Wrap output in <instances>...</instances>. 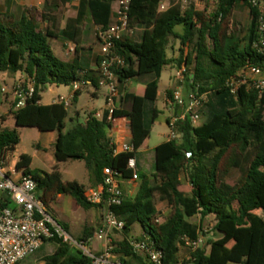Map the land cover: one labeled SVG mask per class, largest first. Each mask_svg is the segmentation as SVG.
<instances>
[{"label":"trees","instance_id":"trees-1","mask_svg":"<svg viewBox=\"0 0 264 264\" xmlns=\"http://www.w3.org/2000/svg\"><path fill=\"white\" fill-rule=\"evenodd\" d=\"M70 1L44 0L41 12L25 8L19 13H0V72H20L34 82L33 96L12 111L15 125L57 131L53 145L56 161L82 160L95 184L101 182L105 166L116 170L120 180H130L132 172L127 168V160L136 157L157 118L158 79L163 66L173 60L166 53L170 39L178 38L180 50L184 51L182 60L179 58L181 65L188 67L193 63L192 80L186 79L188 88L197 87L198 92L207 95L201 111L206 118L195 127L183 122L181 139L158 144L154 149L153 171L138 174L140 181L135 195L123 196L120 204L112 208L124 220V233L134 223L140 224L160 251V263L132 252L126 237L113 243L112 252L130 256L139 264H264V218L255 212L264 211V89L258 93L243 86L234 97L224 84L244 64L264 69V54L254 45L258 37L257 9L247 0H217L205 15L195 10L191 2L182 9L179 0H170L166 9L159 10L160 0H130V24L139 30L133 37L123 35L115 43L117 53L125 61V66L116 71L118 91L130 102V108H116L113 116L129 119L134 150L114 154L106 114L101 120L93 112L84 121L72 118L66 129L68 113L62 103H39L48 84L68 86L76 80L86 81L74 92L72 102H76L82 89L100 88L98 70L83 67L79 59L83 26L89 11L98 29L105 30L112 21V5L116 0H78L75 15L64 17L56 32L53 26L56 14L61 5ZM240 6L247 8L249 19L243 35H240L243 29L238 32L236 27L228 26L231 12ZM40 16L49 23L45 30L39 27ZM53 36L74 44L71 59L55 55L48 40ZM129 79L146 81L143 94L125 91L124 84ZM170 95L167 90V96ZM2 119L1 116L0 165H4L6 153L14 151L19 142L15 128L1 127ZM30 162V155L22 153L14 168L36 181L37 194L47 212L65 230L49 209V203L58 194L71 196L84 209L95 206L87 201L82 184L62 180L57 166L45 172L30 168ZM232 171L238 172V179L228 188L220 182L219 174L226 176ZM184 173L192 186L188 194L179 189ZM156 194L173 207L166 223L156 221ZM3 204L11 205L7 200ZM196 215L200 220L212 216L210 228L216 236L205 242L207 250L197 248L189 253V258L180 261L182 237L193 240L204 235L201 224L190 220ZM46 241L53 242L55 248L42 257L43 264L89 262L76 246L57 237L44 239L43 243ZM121 263L130 264L125 259Z\"/></svg>","mask_w":264,"mask_h":264},{"label":"built area","instance_id":"built-area-1","mask_svg":"<svg viewBox=\"0 0 264 264\" xmlns=\"http://www.w3.org/2000/svg\"><path fill=\"white\" fill-rule=\"evenodd\" d=\"M169 1L160 0L158 9H166ZM179 2L181 8L184 9L190 0H179ZM247 2L258 11V37L254 45L264 54V0H247ZM129 8L130 0H116L110 25L103 31L99 29L96 31L99 52L95 68L98 70V85L106 90V102L103 111L96 112L94 117L101 120L106 114V121L110 123L109 138L114 154L134 150L131 140L128 139L129 119L126 116H113V111L116 109L115 100L119 96L116 71L125 66L124 58L117 53L115 43L123 35L133 37L139 30L138 26L130 24ZM66 49L68 55L74 54L72 42L67 45ZM189 66L181 65L174 72V86L171 95L166 97L168 107L177 110L166 119L167 140L181 139L180 125L185 121L193 127L201 124V111L207 102V95L205 92H198L197 87L188 88L185 91L184 82L188 81L186 80L188 78L191 81L193 77V67ZM18 73L19 76L15 78L11 86L13 110L23 106L26 99L31 98L34 93L32 79ZM86 83L84 80L73 82L70 85L73 93ZM224 84L234 97L243 86L261 93L264 89V69L255 64H244L226 78ZM3 89L4 85L0 78V90L3 91ZM73 93L68 97L57 99V102L62 103L66 110L72 104ZM119 118L123 120L120 126L117 124ZM189 155L190 153L187 152L186 157ZM127 168L132 172L130 180L135 181L138 178V169L134 156L127 160ZM12 174L15 175L16 171H7L4 165H0V264H19L21 260L34 254L44 239L53 237L79 248L89 258L87 264H112L113 245L108 239L109 232L124 229V220L119 218L112 209L120 204L124 196L120 186L121 180L116 170L105 166L102 169L101 182L94 187L86 188L84 193L88 202L102 209L100 226L94 236L105 240L106 243L98 253H92L82 241L74 239L52 218L37 194L36 181L30 175H24L21 172L15 176ZM6 200L11 205H4L3 201ZM182 241L183 246L181 247H186L191 252L204 244V237L200 235L193 240L182 237ZM128 242L132 252L153 263H160L161 253L155 248L147 234H143L140 238L131 237ZM186 258H189V255Z\"/></svg>","mask_w":264,"mask_h":264},{"label":"crops","instance_id":"crops-1","mask_svg":"<svg viewBox=\"0 0 264 264\" xmlns=\"http://www.w3.org/2000/svg\"><path fill=\"white\" fill-rule=\"evenodd\" d=\"M194 1L196 2L195 3L196 5H198L199 3H203V1H207L210 3H214V4L218 2L217 0H194ZM77 4H78V0H71L70 2H65L63 5L60 6V9L56 14V19H55L56 23L59 22L58 27L55 29L56 32L62 26L61 23L65 16L66 17L74 16L73 14L63 13L61 9L63 7L74 5V9L76 12ZM41 5H42V0H0V13L7 12V11L10 13H19L25 8L27 9L31 7H34L36 10H39L41 8ZM114 10H115V3H113L112 5L111 18H113ZM42 22L46 24V21L42 20ZM97 29L98 27L93 22L90 12L87 11L86 18L84 21V26H83L82 39H81L83 45L85 46L81 45L82 48L79 51V59H80L81 65L88 69L95 68L96 60L98 57L99 46H98L97 39H96ZM54 38L56 42H55L54 47H52L50 39H54ZM48 40L56 56H58L61 59H71L72 58V57H68L69 55L66 49L70 41L63 39L60 36H53V37H50ZM176 41L179 43L178 40ZM172 45L173 43L170 42L169 43L170 55L176 57L179 52V47L177 45L176 50H175L174 47L172 49L171 47ZM56 47H59V54H56L54 50L56 49ZM166 53H167V57L170 59V55H168L169 54L168 48L166 50ZM17 76H19L18 72L16 73L0 72L1 83L4 85L3 91L0 90V115L3 118L1 120V127L7 128V129L15 128L19 134V142L16 145L14 151L6 153L5 165H4L5 170L7 171L15 170L14 166L17 160L19 159V155L22 153H26L30 155L31 157L30 168L32 169H39L41 171L50 172L55 166H57V169L61 173L62 180L64 181L65 180H76L78 183L82 184L85 188L94 187L95 185H97L98 183L95 184L94 179L90 177L88 170L86 169L84 162L82 160H66L62 162L56 161L54 157L53 145L57 138V131L55 130L40 131L36 127H21V126L15 125V121L12 115L13 95L11 91V86L13 84L14 78H16ZM145 82H146L145 80H140V79L138 80L129 79L124 84L125 91L129 93L141 95L143 94V91H144ZM159 82H160V77L158 79V93H159ZM173 84H174L173 81L169 80L165 84V87H166L165 90L168 88H171ZM46 86H48L46 96L44 95L45 91H42L41 100L39 102L40 104H43V105L57 102V99L59 97H68L70 94L73 93V89L70 85L66 91L60 90L61 85L48 84ZM101 88L102 87L94 88L92 86H89V87L82 89L80 95L77 97L76 102H72L71 106L69 107L72 109V112L69 115H67V117L69 119L78 118L79 120L84 121L89 113L91 112L96 113L99 111H103L105 107V102H106V90L104 88L103 89ZM83 90L87 91V93L90 96V99L92 100V103L94 101H97L99 97L102 96L101 97L102 105L98 109L95 108V106L89 107L88 110L84 111V115L80 117V109L82 107L81 106L78 107V103H79L78 101H79V98ZM157 97H158V94H157ZM115 106L116 108L128 110L130 108V102L124 99L123 97H121V94L119 93V96L115 100ZM68 109H67V113H68ZM169 109L170 107H168V110ZM170 114L171 113L169 110V114L166 115L164 118L165 128L162 126V129L160 128L158 131L154 133V139H155L154 144H152L151 146L145 147L147 140L149 139V137L151 136L153 132V127L155 123L157 122L156 120L152 124L150 134L148 135V137L146 138V140L144 141V143L138 150L135 158H136V164H137V169H138L139 174H141L142 167L148 168V171H149L148 174H150L153 171L154 154H155L154 149L158 144L165 142L167 140L168 129L166 126V119ZM117 124L118 126L123 124L122 118L118 119ZM129 132L130 134H128V139L131 140L130 129H129ZM22 134H25L31 140V146H29V148L27 149L19 150V145L21 142ZM149 159L151 161L150 165H148ZM73 162H76V163H73ZM82 164L84 166V170L81 175V180H79L78 178H76V175L74 174L75 172L74 170H75L76 165L82 166ZM19 172L20 171H16L15 175H17ZM13 175L14 174H12V176ZM65 175H67V177ZM133 182L134 181L129 180V179L128 180L123 179L120 181V186L123 190L125 197H132L135 195L138 187ZM163 200H166V199H163ZM155 206H156V211L158 213V216H160V212H162L160 208L162 205L156 204ZM49 209L53 217L57 221H59L62 225H64L67 232H69L70 229L75 230L77 240L82 241L84 245L88 244L89 245L88 249L92 253H98L103 249V246L106 243L105 240L98 239L94 236V233L100 226V222H101L102 209L100 207L94 206V207L84 209L80 207L71 196L66 195V194H58L56 198L49 203ZM134 224L131 226L128 232L133 231ZM127 234L125 233L123 237H126L127 239H129L133 236L132 234L131 235H127ZM140 234L142 235L145 233L143 232V230H141ZM108 239L111 241V244L117 242L115 241L116 239L113 237L111 232H109ZM41 246L38 249H40ZM54 248L55 246L52 248L50 253L53 252ZM115 254L118 256V262H112V264H122L121 259H125L130 264H139L137 261L132 260L130 256H123V255L120 256L118 253H115ZM112 258H113V254H112ZM36 260L39 261L38 264H43L42 257L36 258ZM227 264H237V263L229 262Z\"/></svg>","mask_w":264,"mask_h":264},{"label":"rangeland","instance_id":"rangeland-1","mask_svg":"<svg viewBox=\"0 0 264 264\" xmlns=\"http://www.w3.org/2000/svg\"><path fill=\"white\" fill-rule=\"evenodd\" d=\"M191 5L193 6V8L197 11H201L203 13H205V15L208 14L209 11H211L216 4L214 3H210V2H207V1H203V3H199L198 5H196L195 1L194 0H191ZM43 5H44V0H42V5H41V8H40V11H42V8H43ZM29 9H35L34 7H31ZM34 11V10H33ZM61 11L63 13H67V14H73L75 15V9H74V5H70L68 7H63L61 9ZM66 17V16H65ZM42 17L40 16V18H38V24H39V27L42 29V30H45L46 27L49 25V23L46 22L43 23L42 22ZM45 21V20H43ZM248 11H247V8L244 7V6H240L238 8H235L233 9V11L231 12V15L228 19V26L229 28H237L238 32H241V30L243 29V32L240 33V35L245 32L246 30V27L248 25ZM42 23V24H41ZM58 24L59 22H54L53 23V26H55V29L58 27ZM63 23H61L62 25ZM180 27H176V31H180ZM51 40V44H52V47H54L55 45V38L54 39H50ZM179 39L178 38H175V37H172L170 39V42L173 43V45L171 46L172 49L174 47V49L176 50V46L178 45L179 47V52H178V55L176 57L174 56H171L170 55V48H169V45H168V55H170V59H173L172 62L170 63H167L163 66L162 68V71H161V75H160V82H159V93H158V97L155 101V105L156 107H158L159 109V113L157 115V118H156V123L153 127V132L151 134V136L149 137V139L147 140L146 144H145V147H148V146H151L152 144H154L155 142V139H154V133L156 131H158L160 128L162 129V126L165 128L164 126V118L166 115L169 114V110H170V113L171 114H174L176 112V110H173V109H169L168 110V105L166 104V97H167V90H172L173 89V86L171 88H168L165 90V84L169 81V80H172L174 82V79H173V74L174 72L180 67L181 65V60L183 58V54H184V51L183 50H180V41L179 43L176 41ZM81 45L82 46H85L83 45L82 43V40H81ZM58 51H57V50ZM55 52L56 54H59V47H56ZM188 51L190 50V48L187 49ZM73 55H69L68 57H72ZM179 58L181 59L179 61ZM189 67H193V63L190 64ZM15 80V78H14ZM14 82V81H13ZM184 89L185 91L188 89V86H187V81L184 82ZM69 88V85H61L60 86V90H63V91H66L67 89ZM47 89H48V86H45L44 87V91H45V96H46V92H47ZM103 89V88H101ZM102 96L99 97V99L97 101H94L92 103V100L90 99V96L89 94L87 93L86 90H83L80 98H79V103H78V107L81 106L82 108L80 109V117H82L84 115V111L85 110H88L89 107H92V106H95V108H100L101 105H102V99H101ZM204 107V106H203ZM203 109V108H202ZM72 112V109L69 108L68 109V115ZM206 118V115L202 114L201 115V122ZM71 125V119H69L68 117L66 118V129L69 128ZM29 146H31V140L25 135V134H22V137H21V142H20V145H19V150H24V149H27L29 148ZM154 158H155V154H154ZM73 163H76V162H73ZM151 161L149 159L148 161V165H150ZM5 165V163H4ZM83 170H84V166L82 164V166H78L76 165L75 166V172L74 174L76 175V178H78L79 180H81V175L83 173ZM148 168L147 167H142L141 169V174H148ZM139 174V172H138ZM220 175V182L223 183V185L225 187H233L236 182H237V179H238V172L237 171H232L230 172L228 175L226 176H222L221 174ZM67 177V175H65ZM139 181H140V177L138 176V178L133 182L137 187H138V184H139ZM179 189L181 191H183L184 193L188 194L190 193L191 189H192V186L187 178V175L184 173L181 175V178H180V185H179ZM155 198V201H156V204H159V205H162L161 206V210L162 212H160V216H158L157 218V222H162V223H166L170 220V217L172 215V212H173V207L167 202V200H163V199H160L159 196L156 194L154 196ZM160 210V211H161ZM255 212L259 215H261L263 218H264V211L263 210H255ZM193 223H196V224H201L202 228H203V232H204V244L201 245V248H204L205 250L208 249V246L205 244V242H208L210 239H213L215 236H216V233L213 229H211L210 227L212 226V216H207L206 218H204L203 220H200L199 216L196 215L194 217H192L190 219ZM142 230L141 226L139 223H135L134 224V229L133 231L131 232H127L128 234L127 235H133L132 237H142L143 234L141 235L140 234V231ZM111 234L113 235V237L116 239L115 241H119L123 236H124V231L123 230H111L110 231ZM74 239H77L76 238V233H75V230H72L70 229V231L68 232ZM130 237V236H129ZM113 245V243H112ZM55 246V244L51 241H46L42 244L41 248L38 249L34 254L24 258L23 260H21L19 262V264H38V260H36V258H39V257H43L47 254L50 253V251L52 250V248ZM114 246V245H113ZM85 247H89L88 244H85ZM190 253V249L186 248V247H180V251L178 252V258L179 259H183V258H186ZM113 254V258H112V262H118V256L112 252Z\"/></svg>","mask_w":264,"mask_h":264}]
</instances>
